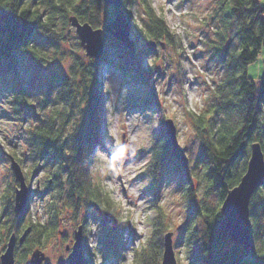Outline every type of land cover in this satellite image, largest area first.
I'll use <instances>...</instances> for the list:
<instances>
[{"label": "rangeland", "instance_id": "1", "mask_svg": "<svg viewBox=\"0 0 264 264\" xmlns=\"http://www.w3.org/2000/svg\"><path fill=\"white\" fill-rule=\"evenodd\" d=\"M150 1L153 8L164 12L170 29L181 38L185 57L182 58L181 49L173 42H158L154 50L149 49L147 43L151 41L138 32L147 20L143 0L127 1L126 8L131 12V37L135 42L132 53L135 58L131 57V61L137 72L123 73L118 69L114 47H109L108 62L100 64L97 70L100 90L104 93L105 113L97 147L93 150L91 177L94 185L100 187V194L109 197L110 211L105 203L96 202L93 204L98 205L102 213L89 211L83 199L78 198L75 199L77 207H69L66 185L61 191L46 186L57 172V165L42 161L34 164L30 156L32 130L47 120L55 107L52 99L46 98V87L52 74L57 72L71 77L73 70L80 77L85 74L81 67L91 59L81 46L75 27L70 23L64 25L59 18V40L39 34L36 42L40 50L38 57L20 51L14 72H0V235L4 238L0 256L8 238L9 203L13 202L18 186L10 160L15 155L22 163L31 193L25 217L44 221L56 215L62 222L59 227L72 233L78 226L85 225L90 264H136L135 258L138 264L143 254H149L150 264H155L158 248L154 243L159 238L155 232L163 229L164 233L172 232L177 264H192L186 246L192 224L188 194L191 192L194 204L199 207L201 204L210 208L219 205L216 192L208 190L200 159L204 140L190 116L191 112L203 114L221 103L214 90L224 70L212 57L219 19L213 13L215 0ZM259 1L264 6V0ZM227 37L232 44L236 43L233 32ZM101 60L102 57L94 61L99 63ZM263 61L261 56L248 67L251 77L262 74ZM17 80L29 91L28 102L34 104L32 110L18 112L15 102L22 100L18 97ZM151 94L153 99L149 98ZM147 99L153 102L146 105ZM76 109L67 128L68 134L80 119ZM221 117L222 114H218V118ZM168 118L173 119L177 127L178 142L188 158L186 169L176 160L177 163L165 162L163 169H154L149 163L152 142ZM67 138L66 135L65 158L71 161L72 145ZM119 173H122L124 185ZM61 176L65 181L66 173ZM260 208L258 205L254 223L258 240L264 232V211ZM106 213H111L117 222L115 231L104 219ZM158 216L161 221L155 220ZM55 229L56 226L54 232ZM30 244L20 251L27 249L29 256V250L34 247ZM231 248L232 242L228 239L222 249L229 251ZM46 249L49 259L45 264H53L58 257L56 252L64 249L58 232ZM16 255L17 264L26 262L23 251H17Z\"/></svg>", "mask_w": 264, "mask_h": 264}, {"label": "trees", "instance_id": "2", "mask_svg": "<svg viewBox=\"0 0 264 264\" xmlns=\"http://www.w3.org/2000/svg\"><path fill=\"white\" fill-rule=\"evenodd\" d=\"M127 1L123 2L122 9L130 21L131 12L126 8ZM143 4L147 20L138 32L151 42H173L177 49H181L180 53L184 58L181 38L170 29L164 12L153 8L150 0H143ZM117 12L118 9L107 0H0V72H14L17 53L20 51L38 57L40 50L36 42L39 34L59 40V18L64 25H71L70 18L76 17L80 23H88L93 29L104 30V54L99 63L92 58L88 60L86 66L81 67L85 74L80 77L73 70L71 77L57 72L52 74L46 87V98H51L55 107L50 117L32 130L30 147L34 164L35 161H42L57 165V172L46 186H53L61 191L66 185L68 206L77 207L75 199H83L89 211L93 202L105 203L109 211L111 208L109 197L100 194V187L94 185L91 177L93 150L97 147L105 113L104 93L100 90L97 70L100 64L108 62L109 47H114L118 69L123 73L137 72L131 61V57H134L132 52L105 31V26L113 22ZM213 13L219 19V25L217 40L212 44V57L224 70L214 93L221 103L203 114L191 112L190 116L199 136L204 140L200 159L208 181V190L216 192L219 205L210 208L201 204L199 207L194 204L190 192L192 188L188 190L190 194L187 202L192 224L186 238L187 254L192 264H264V255H261L264 253V232L258 240V232L254 231L257 206H261L260 209L264 211V185L251 198L252 244L248 250L234 244L229 251L222 249L229 237L224 231L220 213L227 192L239 184L246 172L250 145L260 142L264 152V61L263 72L259 77L253 78L248 74L250 65L261 56L264 60V6L259 0H215ZM231 32L236 38L235 44L227 39V34ZM181 71L184 73V70ZM17 91L22 100L15 102L18 112L32 110L34 104L28 102L29 91L20 85L19 80ZM149 98L153 99L152 94ZM150 100L147 99L144 103L149 105L153 102ZM75 109L79 110L80 119L68 134L67 128ZM220 113L221 119L218 118ZM66 135L72 145L71 161L65 158ZM14 156L12 157L22 166ZM172 161L175 159L163 123L160 133L152 142L149 163L154 169H163L167 162ZM64 173L67 175L65 181L61 176ZM257 200L258 204H255ZM29 203L30 197L21 215L14 211V197L13 202L9 203L6 218V224H9L8 240L12 233L18 234L22 228L27 227L21 223L25 220ZM160 217L155 220L161 221ZM36 222L38 226L39 222ZM164 232L165 229L155 232L159 236L154 243L158 248L155 264L162 261L164 246L161 237L166 234ZM83 234L86 235L85 225ZM86 244L85 236V246ZM105 248L104 246L103 249ZM135 262L137 264V258ZM150 262L151 256L143 254L138 264Z\"/></svg>", "mask_w": 264, "mask_h": 264}, {"label": "water", "instance_id": "3", "mask_svg": "<svg viewBox=\"0 0 264 264\" xmlns=\"http://www.w3.org/2000/svg\"><path fill=\"white\" fill-rule=\"evenodd\" d=\"M110 5L118 9L113 22L105 26V31L112 35L120 44L130 52L135 51V42L131 37L132 27L127 16L122 9L123 0H107ZM71 26L75 27L79 36L80 44L85 49L86 55L92 59H100L104 54V42L102 39L103 29H93L88 23H80L76 17L70 18ZM149 49L154 50L155 42L147 43ZM164 128L169 138L171 152L175 160L182 168L188 167V158L183 148L180 146L177 138V127L173 119L164 120ZM11 169L18 186L14 195V211L21 215L28 204L30 189L26 182V177L21 164L11 157ZM264 185V152L260 142H254L250 145V155L247 163V169L242 176L239 184L230 189L220 207V213L223 217V228L228 233L232 244L248 250L252 244V226L250 218V204L253 194ZM91 210L97 211L100 215L102 210L98 205L93 204ZM106 222L111 224L112 230L117 229V222L113 219L111 213L104 215ZM30 228L26 229L19 238L23 243L28 235ZM1 242V238H0ZM83 226H79L75 233V242L70 253L69 264H85L84 258ZM15 245L16 235L9 237L6 248L0 256V264H15ZM163 255L160 264H177L172 241V232H167L163 237ZM45 260V254L36 249L31 254L30 264H41Z\"/></svg>", "mask_w": 264, "mask_h": 264}, {"label": "flooded vegetation", "instance_id": "4", "mask_svg": "<svg viewBox=\"0 0 264 264\" xmlns=\"http://www.w3.org/2000/svg\"><path fill=\"white\" fill-rule=\"evenodd\" d=\"M25 220H23V222L21 223V225H26V228H22L20 233L15 234L16 235V245H15V264H17V254L16 252H22L26 255V257L24 258V260L26 261L24 264H30V256L32 254V252L36 249H39L40 251H42L45 254V260L41 263V264H45L48 261V250L46 249L49 242L52 241L55 238V232H58V235L64 245V249H60L58 252H56V254H58L57 258L55 259L54 262H52L53 264H69L70 261V253L72 251L74 242H75V233L78 230L79 226L77 227V229L74 231V233L70 232V231H66L61 229L59 226L61 225V220L59 219L58 216L53 215L51 218H47L44 221H38L39 225L37 226V220L33 219L31 221L28 220V218L24 217ZM114 219V217H113ZM115 220V219H114ZM20 225V226H21ZM54 226L57 227V229H55L54 232ZM39 227V229L37 228ZM30 228V231L28 233V235L26 236L25 240L23 241V243H20L19 238L21 237V235L23 234V232L25 231V229ZM37 233H40L39 235H37ZM11 234V235H12ZM10 235V236H11ZM84 235V234H83ZM85 237V235H84ZM1 238V242L0 244L4 241L3 237L0 235ZM31 243L34 245V247L29 250V256L27 255V249H23L20 251V249H22L24 246H26L28 243ZM8 243V239L6 241L5 244V248L7 246ZM4 248V249H5ZM83 252H84V258H85V264H90L89 263V254H88V250L86 249L85 243H84V248H83Z\"/></svg>", "mask_w": 264, "mask_h": 264}, {"label": "bare ground", "instance_id": "5", "mask_svg": "<svg viewBox=\"0 0 264 264\" xmlns=\"http://www.w3.org/2000/svg\"><path fill=\"white\" fill-rule=\"evenodd\" d=\"M128 19V18H127ZM129 21V20H128ZM130 22V21H129ZM131 24V22H130ZM132 25V24H131ZM132 27V26H131ZM103 57V56H102ZM119 176H120V180H121V184L124 185L123 183V178H122V173H119ZM131 194V192H128V195ZM129 197H131V195H129ZM132 202V201H131Z\"/></svg>", "mask_w": 264, "mask_h": 264}, {"label": "snow or ice", "instance_id": "6", "mask_svg": "<svg viewBox=\"0 0 264 264\" xmlns=\"http://www.w3.org/2000/svg\"><path fill=\"white\" fill-rule=\"evenodd\" d=\"M261 255H264V253H261Z\"/></svg>", "mask_w": 264, "mask_h": 264}]
</instances>
